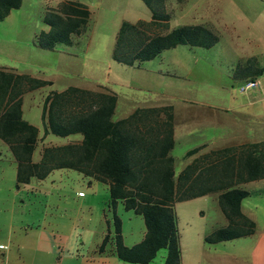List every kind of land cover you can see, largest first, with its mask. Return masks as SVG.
Masks as SVG:
<instances>
[{"label": "rangeland", "instance_id": "374dc122", "mask_svg": "<svg viewBox=\"0 0 264 264\" xmlns=\"http://www.w3.org/2000/svg\"><path fill=\"white\" fill-rule=\"evenodd\" d=\"M60 1L21 0L20 6L0 21V69L51 81V85L22 95V118L38 129L33 161L39 158L42 146L63 145L81 138L79 134L42 136L43 97L67 86L113 93L116 102L112 119L125 115L136 105H170L175 122L171 154L176 174L188 161L186 150L199 146L207 150L240 138L264 140V0H164L166 30L183 24H204L218 40L209 48L177 45L138 67L117 63L110 53L121 21L134 23L150 18L141 0H78L89 11L86 30L72 36L70 45L56 44L52 49L34 46L35 34L47 30L43 14ZM246 59L259 72L252 76L253 86L240 90L249 80L242 74H252L251 68L242 69ZM206 109L212 114L211 120L197 115ZM14 167L6 144L0 140L3 244L8 237L12 241L39 240L43 249L50 250L43 264H120L111 252L113 213L120 221L123 244L130 246L140 240L144 232L141 217L124 210L119 201L112 209L104 183L70 169H57L43 180L32 179L15 188ZM242 187L251 192L241 201L242 210L251 215L258 228L264 229V180ZM12 198L23 202V206L12 210ZM173 212L180 263L213 264L220 260L218 253L212 251V259L208 257L203 247L211 245L202 241L204 234L226 223L217 207L216 195L176 202ZM20 224L29 228L22 230ZM104 235L109 240L99 252ZM248 239V243L241 238L225 241L218 248L227 255H234L241 248L245 259L251 240ZM71 254L78 255V259L58 260L59 255ZM164 255L165 249H158L147 264H162Z\"/></svg>", "mask_w": 264, "mask_h": 264}, {"label": "trees", "instance_id": "16d2710c", "mask_svg": "<svg viewBox=\"0 0 264 264\" xmlns=\"http://www.w3.org/2000/svg\"><path fill=\"white\" fill-rule=\"evenodd\" d=\"M141 1L150 18L120 22L110 53L113 61L138 67L177 45L209 48L217 42V35L204 24H183L166 30L168 14L163 11L164 0ZM20 4L21 0H0V21ZM88 17V9L78 0H61L43 14L47 30L35 34L32 43L42 49L70 45L72 36L86 30ZM160 29L165 31L160 33ZM249 60L242 69L251 68L252 74L241 77L254 81V70L256 73L259 69L250 66ZM45 85H51V81L0 69V140L15 164L14 187L31 179L42 180L57 169H70L104 183L111 208L119 201L124 210L141 217L144 227L141 239L126 246L120 234V221L113 213L111 252L120 264H147L160 248L165 249L162 264H180L173 205L210 193L216 195L217 207L226 223L203 236L205 243L253 233L254 223L240 211L241 200L251 192L241 185L264 178L262 142L231 143L200 153L174 176L170 105L135 108L126 117L113 120V93L67 86L43 97L42 136L79 134L81 138L78 142L42 146L38 160L32 161L38 129L22 118L21 100L24 93ZM202 147L189 149L184 156H192ZM107 240L108 235H104L99 252Z\"/></svg>", "mask_w": 264, "mask_h": 264}, {"label": "crops", "instance_id": "0c3cea01", "mask_svg": "<svg viewBox=\"0 0 264 264\" xmlns=\"http://www.w3.org/2000/svg\"><path fill=\"white\" fill-rule=\"evenodd\" d=\"M254 73H255V71H254ZM246 78H248V77H246ZM159 105L160 104L136 105L135 107L131 108L125 115H123L121 117L113 118V120H117V119L126 117L135 108L152 107V106H159ZM197 115L204 120L206 119L205 121L211 120V118H212V114H211L210 110H208V109L203 110L202 112H199ZM174 123L175 122L173 121V130H174ZM79 140H75L74 142H78ZM252 142H262L264 144L263 139L240 138V139H237L234 141H226V142L214 145L211 148H208L207 150H202L204 148V146H203L202 149H200L197 153L193 154L192 156L187 157L188 161L186 163H188L193 157L199 155L200 153H205L211 149L220 148V147H223V146H225L227 144H231V143L238 144V143H252ZM173 145H174V131H173ZM171 150H170V155L172 156ZM172 158H173V167H174V163H175L174 161L175 160H174L173 156H172ZM31 159H32V157H31ZM173 170H174V168H173ZM174 176H176V173H174ZM31 180L27 184L31 183ZM260 180H264V178L263 179H257L254 181H260ZM37 181H40V180H37ZM250 182H253V181H250ZM243 185L244 184H242L241 186H243ZM25 193H28V192H25ZM26 195H28V194H26ZM12 199H13V201L11 202V204H13V207H11L12 210H14V208H17L19 206H23V202L19 203V202H16L14 200V198H12ZM261 202H264V200H261ZM254 204H255V202H254ZM252 207H253V203H252ZM240 211L242 212V214H244L246 217H248L254 223L253 233L249 236H246L245 238L244 237L241 238V239H247L246 243H248L249 237L251 239L250 243L248 244V251H247V254L245 256V259H243V250L241 248H238L236 251H234V255L233 254L227 255L225 253H221L219 250L220 248H218V245H219V243L225 242V241H222V242L210 244L211 246H207L206 247L207 249L203 247L205 253H207V255L210 259H212L210 251H212L214 253H218L220 260L216 259L215 261L212 262L213 264H264V231H263L264 229L258 228L255 221L251 217V215L245 213L242 210L241 202H240ZM12 216H13V214L11 215V220H12ZM11 224H12V221H11ZM19 228H21L22 230H26V228H29V227L27 224H20ZM25 232L26 231H24V233ZM255 232H257V233L255 234ZM206 234H204L203 236H205ZM142 235H143V233H142ZM142 235H141V237H142ZM203 236H202V241H203ZM5 241H7V240H5ZM203 243H205V242L203 241ZM205 244H207V243H205ZM0 245H3V248H0V264H43V263L47 262V260L45 261V257L48 256V254L50 253V250H48L47 248L43 249V247H44L43 242H41L39 240H28V239L23 238V239H17V240L12 241L8 237V241L4 244L2 242H0ZM179 252H180L179 253V263H180V260H181L180 247H179ZM63 257H67L68 259H71V260H76V259H78L77 257H79V256L76 254L75 255H72V254L71 255H59L58 260L60 261Z\"/></svg>", "mask_w": 264, "mask_h": 264}, {"label": "built area", "instance_id": "2783aa9c", "mask_svg": "<svg viewBox=\"0 0 264 264\" xmlns=\"http://www.w3.org/2000/svg\"><path fill=\"white\" fill-rule=\"evenodd\" d=\"M254 85V81L248 80L245 82L244 86L240 87V90L249 88ZM0 248H3V245H0Z\"/></svg>", "mask_w": 264, "mask_h": 264}]
</instances>
